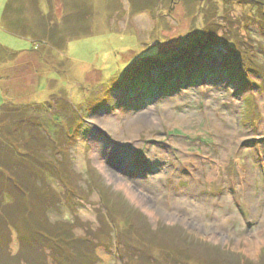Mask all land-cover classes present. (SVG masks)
I'll list each match as a JSON object with an SVG mask.
<instances>
[{
    "label": "rangeland",
    "instance_id": "rangeland-1",
    "mask_svg": "<svg viewBox=\"0 0 264 264\" xmlns=\"http://www.w3.org/2000/svg\"><path fill=\"white\" fill-rule=\"evenodd\" d=\"M263 4L0 0V109L45 105L59 176L0 184V264H264Z\"/></svg>",
    "mask_w": 264,
    "mask_h": 264
},
{
    "label": "trees",
    "instance_id": "trees-1",
    "mask_svg": "<svg viewBox=\"0 0 264 264\" xmlns=\"http://www.w3.org/2000/svg\"><path fill=\"white\" fill-rule=\"evenodd\" d=\"M189 1L193 2L197 0ZM254 1L261 5L263 4L260 2L263 0ZM8 5L10 7V3ZM80 17L81 15L76 17L77 21L82 19ZM214 23L218 28L221 27L218 20L214 21ZM203 41L204 40L201 38L200 42L202 43ZM203 43L205 44V42ZM120 48H124V46H121ZM140 50L146 53L148 49L141 48ZM248 56L252 63H240L242 66L241 71L245 76L247 75V71H250V69L253 68V62H255L254 58H252L254 57L253 53L249 51ZM140 57H143L142 54ZM192 61H194V59ZM192 61L188 62L184 68L180 69V71L186 73V70L192 66ZM144 80H146V78L142 81ZM248 82H250L249 78ZM44 106L45 105L36 104L32 107L40 111ZM32 107L20 108V106H13L12 104H3L0 109L1 120L8 117L9 122H11L9 127H5V125L0 123V184L5 189H16L15 187L21 188L25 186L16 180L17 174L20 173V171H18L19 169H22L23 174H25L28 181L36 179L43 181L44 190L47 189V178L56 175V165L50 160L51 157H48L42 152V149H44L42 146L47 144L50 145L51 143L47 133H45V128L42 127L41 121H31L32 116H30L29 112ZM254 110L255 109L252 111L254 112ZM14 117H16L15 120ZM63 174L64 172L61 171V179L63 178Z\"/></svg>",
    "mask_w": 264,
    "mask_h": 264
},
{
    "label": "bare ground",
    "instance_id": "bare-ground-1",
    "mask_svg": "<svg viewBox=\"0 0 264 264\" xmlns=\"http://www.w3.org/2000/svg\"><path fill=\"white\" fill-rule=\"evenodd\" d=\"M101 55H103V56H102V57H103L102 59L105 60V59H106V56H107V53H103V54H101ZM100 60H101V59H100ZM141 196L144 197L145 195H141ZM146 199H148V198H146ZM146 199L143 198L142 200H143V201H146ZM140 200H141V199H140ZM168 211H169V210H168ZM165 215H166V214H165ZM168 217H169L170 220H171V219H175L173 216H168ZM262 223H263V221H262ZM218 228H219V227H217V226L214 227L211 233H212V234H215V233L218 231ZM258 239H259V238H258ZM257 244H258V243L253 244V245H249V247H248L249 249H248V250H251L252 248L254 249V247H256ZM258 248H259V247H258ZM261 250H262V249H261ZM261 250H260V251H261ZM252 252H253V251H252ZM252 254H253V253H252ZM250 255H251V253H250Z\"/></svg>",
    "mask_w": 264,
    "mask_h": 264
}]
</instances>
